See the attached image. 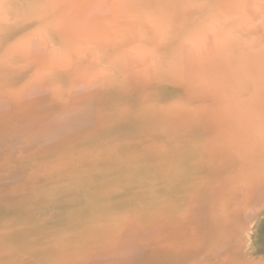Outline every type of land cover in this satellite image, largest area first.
<instances>
[{
  "label": "rangeland",
  "instance_id": "1",
  "mask_svg": "<svg viewBox=\"0 0 264 264\" xmlns=\"http://www.w3.org/2000/svg\"><path fill=\"white\" fill-rule=\"evenodd\" d=\"M25 34V31L18 33L20 36ZM111 48L114 49L115 46ZM11 56L13 57L7 59L9 63L4 64L6 68L11 66L9 71L5 70L8 72L5 76L7 83L1 85L4 89L12 85H21L20 82L24 81L23 77H26V73L36 69L38 66L36 64L39 63L38 57L23 52L14 51ZM29 56L33 58L26 59ZM32 59L35 62L33 65ZM27 60V67H23ZM19 64L24 65L21 67ZM16 77H20L19 84ZM156 79L148 80L146 85H142V82L138 83L139 85L133 86L132 90H124L117 83L105 80L99 83V88L93 94L92 110L97 114L127 112L132 119L123 123L114 121L97 123L89 117L88 112L77 113L78 110L75 109L85 103L82 98L75 100L77 102H72L71 105L61 99L48 100L31 111L15 110L17 115H10V118L7 117L5 121L0 122V264H212V262L213 264H245L248 249L244 247L243 242L242 245L240 242L237 243L239 232L235 233L238 235L232 240L231 232L224 233L223 229H220L226 221L220 205L222 200L219 202L213 200V204V201L209 203L208 199L203 197L207 188L212 189V185H215L213 183L218 180L222 170L229 166L228 159L232 156L222 147L220 149L217 143L219 124L207 118L209 116L205 113V108L192 112L180 121H174L166 114L157 121H151L154 118H150L151 106H155L163 96L170 99L171 96L183 93V88L171 85L167 81L162 82L159 77ZM127 82L124 81L126 84ZM61 97L66 98L67 94L62 93ZM149 99L155 103H151ZM202 102L209 105L211 100L203 98V100L191 101L196 105ZM22 113L37 118L39 116L38 119L42 121L49 117L50 120L45 121L52 123L50 132L47 129L45 133L44 130L39 136L37 132L20 134L19 129L16 128L26 125L18 121ZM203 116H206V119ZM74 126L75 129H72ZM213 126L216 129L212 128ZM24 146L26 150H22ZM6 150L9 156L4 154ZM145 151H148V154ZM219 160L222 163H219ZM113 180L116 182L115 190L110 189L113 188L110 185H115ZM109 181L113 184H109ZM107 185L109 191L106 189ZM163 186L165 188L162 189ZM263 207L258 208V212L262 213L261 216H264ZM162 210L164 211L160 214ZM248 213L251 212L248 210ZM261 216L256 220L257 223L263 219ZM114 217L122 219V222L115 221ZM241 232L243 236L239 235L240 238L248 234ZM214 240L216 241L213 242ZM209 242L215 246L211 248ZM114 246L115 248L118 246L117 250ZM211 249L213 250L210 251ZM257 254L255 258L264 263L262 258L264 254Z\"/></svg>",
  "mask_w": 264,
  "mask_h": 264
},
{
  "label": "bare ground",
  "instance_id": "2",
  "mask_svg": "<svg viewBox=\"0 0 264 264\" xmlns=\"http://www.w3.org/2000/svg\"><path fill=\"white\" fill-rule=\"evenodd\" d=\"M23 31L26 32L25 35H18ZM112 46L115 48L112 49ZM14 51L38 57L39 63L36 64L37 67L34 65L36 69H29L26 77H23L24 81L20 80L21 85H12L4 89L1 85L7 83L5 76L8 72L5 70L11 67L6 68L4 64L9 63L7 59L13 57L11 55ZM33 57L29 56L26 59ZM19 58L23 59V57ZM27 63L28 60L25 65L23 64L24 66L19 65L27 67ZM33 63L35 62L32 59V65ZM158 77L162 82L167 81L171 85L183 88V93L171 96L170 99H166L164 96L161 101L156 99L158 103L151 106L152 117L150 118L154 117L151 121H157L165 114L171 116L174 121H180L182 118H187L192 112L205 108L204 111L209 116L207 118L218 122L219 132L217 133L219 135H217L219 137H216L219 142L217 143L220 149L222 147L224 151L227 150L229 155L232 154L234 157H229V161L226 159L229 166L222 170L218 180L213 183L215 185H212V189L207 188L205 196H202L204 199H208L209 203L213 200L218 202L222 200L220 205L226 221L220 229H223L224 233L225 231L231 232L232 240L236 239L237 231L239 235H242L241 231L248 232L243 238H240L239 235L237 238V243L243 242L244 247L248 249L245 264H264L256 259L257 253H252L261 238L260 232H258L261 224L256 220L262 213L258 212V208L264 206V0H0V122L5 121L10 115H17L15 110L31 111L48 100L61 99L64 103L69 102L71 105L72 102H77L75 100L83 99L85 103L75 109L78 110L77 113L80 111L87 114L86 112H88L89 117L97 123H111V121L123 123L132 119L127 112L114 111L97 114L92 110L93 94L99 88V83L105 80L117 83L124 90H132L131 88L136 84L139 85L138 83L142 82V85H146L148 80ZM19 78L16 77L18 84ZM126 80L127 84L124 83ZM91 81L96 83L92 84ZM62 93H66L67 97L62 98ZM203 98H210L209 105H205L203 102L197 105L191 103L193 100H203ZM150 102L155 103L152 100ZM146 110L150 111V109ZM139 113L143 112L139 110ZM19 116L18 121L26 124L25 126L17 124L16 129H19L20 134L37 132L39 136L40 133H44V130L46 133L47 129L52 128V123L45 121L49 118L48 116L44 121L38 119L39 116L37 118L28 113L25 115L22 113ZM95 116L96 119H94ZM70 117L69 121H71ZM4 124L6 125V123ZM75 126L72 129H75ZM56 127L55 130H57ZM112 133L114 132L112 131ZM46 135L48 136V134ZM18 136L20 137V135ZM5 138L3 139L5 140ZM7 138L9 139V137ZM29 143L33 142L29 141ZM39 146L41 147V144ZM25 147L22 150H26ZM100 150L102 151L101 148ZM29 152L31 151L29 150ZM145 152L148 154V151ZM4 154L9 156L8 151ZM144 156L146 155L144 154ZM156 180L158 179L156 178ZM114 184V186L110 185L113 188H109L114 189L116 182ZM108 185L105 186L107 190ZM165 186L167 189V185ZM163 188L165 187L163 186ZM206 200L205 202H207ZM208 204L207 206H209ZM203 210L206 211V209ZM248 210L251 213H248ZM117 216L119 215L117 214ZM261 217L264 218V216ZM118 220L115 218V221ZM116 223L118 224V222ZM127 223L129 222L127 221ZM120 225L122 226V224ZM130 231L128 232L130 233ZM210 231L207 230V232ZM211 243L210 246L213 248L214 244L211 245ZM207 245L209 246V244ZM259 245H262L261 241ZM115 246L114 249L118 248ZM127 249L129 248L127 247ZM199 252L198 254H200Z\"/></svg>",
  "mask_w": 264,
  "mask_h": 264
},
{
  "label": "water",
  "instance_id": "3",
  "mask_svg": "<svg viewBox=\"0 0 264 264\" xmlns=\"http://www.w3.org/2000/svg\"><path fill=\"white\" fill-rule=\"evenodd\" d=\"M260 224L258 232H260L259 236H261L260 241L262 242V245H259L260 241H258L257 246L255 245V248L252 251L253 254H264V218L261 220Z\"/></svg>",
  "mask_w": 264,
  "mask_h": 264
}]
</instances>
